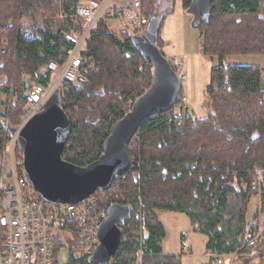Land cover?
I'll list each match as a JSON object with an SVG mask.
<instances>
[{"label": "trees", "instance_id": "trees-1", "mask_svg": "<svg viewBox=\"0 0 264 264\" xmlns=\"http://www.w3.org/2000/svg\"><path fill=\"white\" fill-rule=\"evenodd\" d=\"M79 1L0 0V30H6L9 41L0 56V74L6 76L0 85L6 97L0 96V170L9 137L22 123L31 87H49L53 74L46 64H64L73 48L66 34L78 28L70 17L60 23L53 16L59 9L71 15ZM158 1L141 0L149 20ZM191 2L183 0V9L187 11ZM163 22L159 48L164 46ZM198 30L203 54L218 60L204 92L207 116L199 118L181 106V87L171 111L141 121L128 144L129 170L116 176L111 189L98 191L96 210L108 211L113 204L129 210L119 223V246L106 264H182L177 255L164 254L167 232L159 210L189 217L193 232L207 237L211 263L232 254L234 264H251L255 257L264 264V241L255 243L264 237L259 223L264 215V71L228 63L233 55L264 54V0H214L210 17ZM136 32L126 31L123 40L102 24L88 46L98 71L86 74L87 83L60 92V104L73 124L63 153L66 161L87 166L98 160L113 124L132 110L129 100L152 87L154 64L136 47ZM177 106L183 109L179 114ZM16 151L22 153L19 144ZM259 171L260 187L252 184ZM259 195L260 209L249 217L252 200ZM65 230L72 238L58 237L56 248L67 246L68 264H100L83 253L78 226Z\"/></svg>", "mask_w": 264, "mask_h": 264}, {"label": "built area", "instance_id": "built-area-1", "mask_svg": "<svg viewBox=\"0 0 264 264\" xmlns=\"http://www.w3.org/2000/svg\"><path fill=\"white\" fill-rule=\"evenodd\" d=\"M135 9L139 10V15H134ZM124 14H128L127 17L130 18L129 31H143L149 22V16L141 11V0L78 2L75 11L69 15L78 29L76 32L66 34L73 48L64 64L61 65L55 60L46 64L45 69L53 74L50 86L46 88L36 84L31 87L25 108L27 113L24 112L21 118V126L43 109L44 103L54 90L64 94L73 85L87 83L86 74L99 69L96 61L88 54L93 34L102 24L108 27L107 20ZM0 34L1 56L7 52L9 41L4 36L5 29H1ZM138 98L137 94L131 98L129 107H132ZM179 99L185 103L186 98ZM184 107L187 108L188 105L184 104ZM177 109L182 110L181 107H176L175 111ZM18 144L17 132L9 137L6 145L8 159L11 155L8 173L10 181L0 182L3 189L0 197V264H68L67 246L56 248L58 237H62L64 233L72 237L71 232L65 230L68 225H76L81 229L83 253L93 255L100 243L99 229L108 216L106 209L95 210L100 197L98 191L78 203H61L46 199L27 179L23 153L15 156ZM261 174L259 171L254 175L252 181L254 186H261ZM223 257L217 259L218 264H227Z\"/></svg>", "mask_w": 264, "mask_h": 264}, {"label": "water", "instance_id": "water-1", "mask_svg": "<svg viewBox=\"0 0 264 264\" xmlns=\"http://www.w3.org/2000/svg\"><path fill=\"white\" fill-rule=\"evenodd\" d=\"M160 1L147 24L145 31L147 34L142 33V37H133L136 47L154 64L153 83L157 79L158 81L162 79L164 69L161 65L166 58L159 55L161 58L156 56L155 60H152L141 50V47H143L142 41L147 40L146 36L149 37L153 24L151 22L154 21L157 22L154 36V43L156 42L157 45L161 22L165 16L157 14ZM213 2L214 0H192L187 13L193 17L194 28H200L202 22L210 17ZM173 84L165 82L157 90L151 87L141 95L132 110L113 124L104 144L103 155L87 166H78L63 158L73 124L61 102L35 113L12 132V135L18 132V143L24 156V171L27 179L46 199L61 203H78L99 190H109L116 176L126 173L131 166L128 144L141 121L152 114L169 112L175 106L179 96L174 101L171 99ZM179 85L181 91V80ZM128 212L126 207L119 204H113L108 209V216L99 229L100 243L91 255L93 261L106 264L113 258L121 239L118 223L127 217Z\"/></svg>", "mask_w": 264, "mask_h": 264}, {"label": "rangeland", "instance_id": "rangeland-1", "mask_svg": "<svg viewBox=\"0 0 264 264\" xmlns=\"http://www.w3.org/2000/svg\"><path fill=\"white\" fill-rule=\"evenodd\" d=\"M182 2L183 0H174V2L172 3L169 0L170 6L172 5L174 10L168 13L167 16L165 15L166 18L164 16V22L161 30V38L164 40L163 42L164 46H162V48H159L156 45V42L154 43L155 28L157 25V22L154 21L151 22L153 24L151 26V32L149 34V37H147L146 41L144 42L142 41L143 47L141 46L139 47H141V50L145 54H147L150 58H152V60H155V57L159 55L161 56L163 55L166 58L162 62L163 64L161 65L164 69V72L162 74V79L160 81H158L157 79L153 83L151 89L157 90L159 87L163 86L165 82L174 83L171 88V99L173 101L179 96V92H180L179 80H181V84L185 90L184 92L187 91L186 88L189 85L190 81L195 78V75L203 80L202 82L205 88L203 87L200 88L199 92H197L196 90L198 94L196 93L197 96L196 94L194 96L196 100L199 97L201 98V101L200 100L195 101V104H197V106L196 105L189 106L190 97L188 95L186 96L185 93H183L181 97L186 98L184 104L188 105L187 109L189 111L194 112L196 116H198L199 118H204L207 116V111L206 108L204 107V102L206 100L204 92L206 87L210 84L211 67H214L213 64L211 63V60L216 59V65L218 63V60L217 58H211L209 55L203 54L202 38L200 37V32L198 30L199 28L196 29L192 26L193 17L189 13H187L186 10L183 9ZM170 6H168L167 10H169ZM133 12L135 16L140 14V12L136 9ZM53 17L58 22L61 23L63 20L67 19L70 16L68 13H65L62 9H59L56 11ZM129 19L130 18H128L127 15L124 14V15H119L114 19L107 20V25H108L107 31L112 32L116 37L124 40L125 39L124 33L130 30L128 28ZM31 21L30 19H28L27 23L30 24ZM9 24H11V21L9 22ZM141 34L142 32L140 31V32H136L134 35L135 37L136 36L142 37ZM138 45H140L139 42ZM161 56L159 57L161 58ZM238 58L239 57H234L232 59H229L228 63H230L231 65H237ZM209 63L211 66H209ZM145 64L144 63L141 64V67H143ZM182 64L184 65L183 71L181 70ZM167 66L168 68H166ZM172 66H174L176 69L179 68L178 72H175L172 69L173 68ZM5 77H6L5 75L0 74V85L5 81L6 79ZM0 96L4 100L6 99V97L3 96L2 94H0ZM60 102H61L60 91L54 90L47 99V101L44 103L43 108H47L55 104H59ZM184 104L183 102H181V106ZM25 108L26 106L24 107L23 111L27 113L25 111ZM177 108H180V106H177ZM124 109H126V107ZM180 112L181 111L177 109L175 111V114H179ZM10 156L11 155H9V159H10L9 160L7 155L3 153L2 165L0 170V181L3 180L4 183H6V181L7 183L10 181V179H8L9 178L8 173L10 168L9 164L11 161ZM15 156L18 157V153L15 152ZM260 202H261L260 195L253 198L249 217L253 216L257 211H259ZM158 215L168 228L167 238L163 242L165 253L173 254L175 252H180L182 249L181 248L182 247L181 242H182L183 247L187 248L186 251L184 250L185 252L184 251L182 252L185 253V255L181 257L182 264H218V262L211 263L210 256L205 251V242L207 238L204 235L194 233L190 229L191 228L190 220L186 215L180 213H173L171 211H165V210H159ZM170 216H176L179 218V224L176 227V230H174V232L171 230V224L169 221ZM260 217L261 218L259 223L262 227V231L264 232V215H261ZM260 234L259 237L262 236ZM62 236L72 238L68 233H64ZM254 239L251 240V242L257 240L255 242L257 243L256 245H259L264 241V237L255 240ZM233 257L234 255L228 254L224 256L223 259L227 261V264H234L232 263ZM235 261L238 262V260ZM258 262L259 259L255 257L253 258L251 264H258ZM141 263L142 260L139 261V264Z\"/></svg>", "mask_w": 264, "mask_h": 264}, {"label": "crops", "instance_id": "crops-1", "mask_svg": "<svg viewBox=\"0 0 264 264\" xmlns=\"http://www.w3.org/2000/svg\"><path fill=\"white\" fill-rule=\"evenodd\" d=\"M164 1L166 2V3H164ZM168 6H170V3H169V0H161L160 1V3H159V5H158V8H157V14L158 15H166L167 16V14L173 9V7H172V5L170 6V8H171V10H170V8H169V10H167L168 9ZM174 10V9H173ZM160 12H162V13H160ZM166 16H165V18H166ZM146 29L144 28V30L143 31H141L143 34H147L146 32ZM148 36H146V38H147ZM234 57H239L238 58V64L237 65H255V66H259L263 71H264V54H258V55H233V56H230L229 58H228V61H229V59H232V58H234ZM211 63L213 64V66H216V59H214V60H211ZM209 66H211L210 65V63H209ZM174 67V66H173ZM213 67H211V69H212ZM181 70L183 71L184 70V65L182 64V66H181ZM211 71V70H210ZM203 80L201 79V78H198V76H196L195 75V78L193 79V80H191L190 81V83H189V85L187 86V88H186V90L188 91H186V92H184L185 94H186V96L188 95L189 97H190V99H189V106L190 105H196L197 106V104H195V101H197V100H200L201 101V98L199 97V98H197V100H196V98L194 97L195 96V94L197 93V92H199V90H200V88H205L204 86H203V82H202ZM183 87V86H182ZM183 90H184V88H183ZM196 90H197V92H196ZM185 91V90H184ZM198 94V93H197ZM197 94H196V96H197ZM158 212V211H157ZM171 212H173V211H171ZM173 213H178V212H173ZM180 214H183V213H180ZM185 215V214H184ZM187 216V215H186ZM188 217V216H187ZM160 218V217H159ZM189 218V217H188ZM161 220V219H160ZM190 220V219H189ZM162 221V220H161ZM169 221H170V224H171V230L174 232V230H176V227L178 226V224H179V218L178 217H176V216H170L169 217ZM162 223L164 224V226H165V228H166V232H167V234H168V228H167V226H166V224L162 221ZM190 225H191V223H190ZM192 231H193V229H192V226H191V228H190ZM181 236H182V234H181ZM180 236V237H181ZM184 237V236H183ZM166 238H167V236H166ZM165 238V239H166ZM207 238V237H206ZM206 243H207V239H206V242H205V247H206ZM181 251L180 252H175V253H173V254H171V255H180L179 256V258L181 259V257L182 256H184L185 255V253H182L184 250L186 251L187 250V248L186 247H183V243L181 242ZM184 251V252H185ZM164 254H168V253H165L164 252Z\"/></svg>", "mask_w": 264, "mask_h": 264}, {"label": "bare ground", "instance_id": "bare-ground-1", "mask_svg": "<svg viewBox=\"0 0 264 264\" xmlns=\"http://www.w3.org/2000/svg\"><path fill=\"white\" fill-rule=\"evenodd\" d=\"M137 10V9H136ZM139 11V10H138ZM138 34V33H137ZM60 64V63H59ZM46 87V86H45ZM48 88V87H47ZM182 98V97H181ZM185 98V97H184ZM17 152V151H16ZM3 181V180H2ZM111 189V188H110ZM104 192V191H103ZM99 193V192H98ZM95 210H96V208H95Z\"/></svg>", "mask_w": 264, "mask_h": 264}, {"label": "flooded vegetation", "instance_id": "flooded-vegetation-1", "mask_svg": "<svg viewBox=\"0 0 264 264\" xmlns=\"http://www.w3.org/2000/svg\"><path fill=\"white\" fill-rule=\"evenodd\" d=\"M164 3H166V2L164 1Z\"/></svg>", "mask_w": 264, "mask_h": 264}, {"label": "clouds", "instance_id": "clouds-1", "mask_svg": "<svg viewBox=\"0 0 264 264\" xmlns=\"http://www.w3.org/2000/svg\"><path fill=\"white\" fill-rule=\"evenodd\" d=\"M98 122V121H97Z\"/></svg>", "mask_w": 264, "mask_h": 264}]
</instances>
